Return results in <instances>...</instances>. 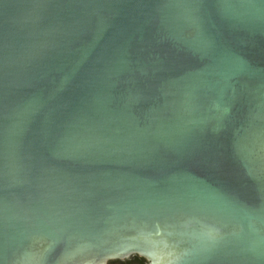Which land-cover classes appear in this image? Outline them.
Instances as JSON below:
<instances>
[{
	"label": "water",
	"instance_id": "95a60500",
	"mask_svg": "<svg viewBox=\"0 0 264 264\" xmlns=\"http://www.w3.org/2000/svg\"><path fill=\"white\" fill-rule=\"evenodd\" d=\"M264 264V0H0V264Z\"/></svg>",
	"mask_w": 264,
	"mask_h": 264
},
{
	"label": "flooded vegetation",
	"instance_id": "af4514ba",
	"mask_svg": "<svg viewBox=\"0 0 264 264\" xmlns=\"http://www.w3.org/2000/svg\"><path fill=\"white\" fill-rule=\"evenodd\" d=\"M106 264H152V261L143 255L134 254L130 257L108 260Z\"/></svg>",
	"mask_w": 264,
	"mask_h": 264
}]
</instances>
